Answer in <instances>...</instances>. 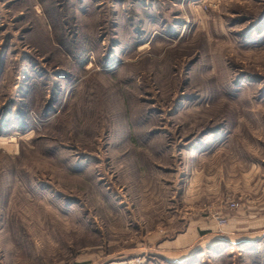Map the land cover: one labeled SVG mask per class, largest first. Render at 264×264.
I'll list each match as a JSON object with an SVG mask.
<instances>
[{"label": "rangeland", "instance_id": "obj_1", "mask_svg": "<svg viewBox=\"0 0 264 264\" xmlns=\"http://www.w3.org/2000/svg\"><path fill=\"white\" fill-rule=\"evenodd\" d=\"M216 147L264 171V0H0V264H264L148 253Z\"/></svg>", "mask_w": 264, "mask_h": 264}, {"label": "crops", "instance_id": "obj_2", "mask_svg": "<svg viewBox=\"0 0 264 264\" xmlns=\"http://www.w3.org/2000/svg\"><path fill=\"white\" fill-rule=\"evenodd\" d=\"M222 148L187 155L188 170L178 181L174 208L176 220L184 224L173 232H168L170 228L164 233L150 232L147 241L152 245L147 247L148 253L174 263L201 247L220 243L245 246L264 238V171L250 175L244 152L234 155ZM251 177L249 184L246 181ZM227 195L235 198L236 207L225 206L222 200ZM211 208H219L227 219L220 231L203 211Z\"/></svg>", "mask_w": 264, "mask_h": 264}, {"label": "built area", "instance_id": "obj_3", "mask_svg": "<svg viewBox=\"0 0 264 264\" xmlns=\"http://www.w3.org/2000/svg\"><path fill=\"white\" fill-rule=\"evenodd\" d=\"M226 206L233 207L235 203L233 201H225ZM211 218L214 221V225L217 231H220L221 227L226 223V218L220 212H211Z\"/></svg>", "mask_w": 264, "mask_h": 264}]
</instances>
